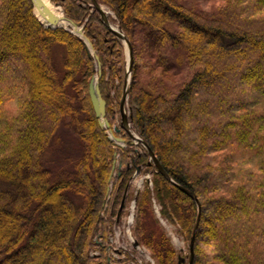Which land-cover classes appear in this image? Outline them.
I'll list each match as a JSON object with an SVG mask.
<instances>
[{
    "label": "trees",
    "instance_id": "obj_1",
    "mask_svg": "<svg viewBox=\"0 0 264 264\" xmlns=\"http://www.w3.org/2000/svg\"><path fill=\"white\" fill-rule=\"evenodd\" d=\"M94 1L130 45V130L171 183L123 130L121 148L98 126L83 40L44 27L30 0H0V104L18 109L0 114V264H109L107 238L137 168L151 186L134 197L131 236L153 264L178 255L153 203L177 237L192 233L195 203L175 185L199 205L191 264H264V0ZM37 2L54 26L82 27L104 119L119 124L121 41L91 0Z\"/></svg>",
    "mask_w": 264,
    "mask_h": 264
},
{
    "label": "water",
    "instance_id": "obj_2",
    "mask_svg": "<svg viewBox=\"0 0 264 264\" xmlns=\"http://www.w3.org/2000/svg\"><path fill=\"white\" fill-rule=\"evenodd\" d=\"M30 2H31V5H32V10L36 9L37 14L39 15V17H41L45 21L46 24L41 22L37 18V16H35L34 13H33V15L36 17V19L44 27H51V28L61 27L64 30L68 31L69 28H66V27H63V26H58V25L53 26L54 20L52 18V15L49 13V11L44 9V8H42L37 1L30 0ZM91 2H92V5H93V8L98 13L99 18H100L102 24L104 25V27L107 30H109L113 35H115V37H117L123 43L124 49H125V55H126L125 80H124V85H123V89H122L120 98L118 100V115H119V121H120L119 128L121 130H123L127 134L128 138L131 141H133L135 144H139L145 150V153L147 155L146 165L151 166L154 169V172L156 174L161 175L166 181L171 183V180L166 175V173L163 171V169L161 168V166L159 165V163L155 159V157L152 154V152L130 130V126H129V124L127 122V119H126V113H125L124 108H125V102H126V99H127L128 81H129V74H130V67H131V49H130L129 42L126 40V38L122 34V32L120 31L119 27H116L115 29L113 27H111V25L107 21V13L99 5H97L94 0H91ZM65 20L71 26H74L76 29H78L77 33H73L70 30H69V32L72 33L74 36H77V37H79V38H81L83 40V43H84L85 48H86V51L88 52L89 48H91V45L86 39L82 38V27H79L78 25L74 24L73 22H71L67 18H65ZM93 59L95 60L96 66L98 67V70L96 71V76H92L90 78L89 82H88V88H87L88 98H89V102H90V105L92 107L93 113H94L95 117L98 119V126L108 130V124H107V122L104 119V107H105V104H104L103 100L101 99L99 91H98V88H97V79L100 76V65H99V62L97 61L96 57H93ZM112 131L114 133H118L119 129L112 128ZM108 139L112 140L115 145L121 147V145L118 144V143L122 142L120 139H118V138H110V137H108ZM137 171H138V168L136 169V172ZM173 185H175V184H173ZM175 187L180 192L185 194L187 197L192 199L194 201V203H195V206H196V218H195V221H194V224H193L192 233H191V235L189 237V240H188V243H187V258H186V262H185L184 258H181L179 255H177V260H176V264H191L192 263V257H193V240H194L195 231L197 229L198 217H199V205H198V202H197V200L195 199V197H194V195L192 193H190L189 191H187V190H185V189H183V188H181V187H179L177 185H175ZM124 195H125V191H124V194H123V196L121 198L120 204H119L117 212H116V221H118L120 212H121L123 204H124ZM136 246H137V243L135 241H133L132 247L135 248Z\"/></svg>",
    "mask_w": 264,
    "mask_h": 264
},
{
    "label": "rangeland",
    "instance_id": "obj_3",
    "mask_svg": "<svg viewBox=\"0 0 264 264\" xmlns=\"http://www.w3.org/2000/svg\"><path fill=\"white\" fill-rule=\"evenodd\" d=\"M34 1H37V0H34ZM51 4L54 5L53 3H51ZM55 7H57V8L60 9V7H58V6H55ZM101 8L107 13V15L108 14L111 15V13L109 11H107L105 8H103V7H101ZM65 27L66 28H69L68 31L70 30L73 33H77L78 32V29H76L73 26L72 27L71 26H69V27L68 26H65ZM111 27H113L115 29L117 26L116 25H111ZM49 28H51V27H49ZM122 45H123V43H122ZM123 49H124V45H123ZM88 52H89V54H91V56L95 57L94 54H93L92 48H89ZM123 52H124V57H125V62H126L125 49L123 50ZM93 69H95L94 70L95 71V75L94 76H96V71L98 70V67L96 66L95 60L93 61ZM117 116L119 117V115H117ZM116 118L117 117L115 116V120H116ZM119 123H120V121H119ZM112 128L120 129L118 122L115 121L114 124L111 126V128L106 131V134L108 135V137L120 139V137H118V136L115 135L117 133H114L112 131ZM120 140L122 142L121 143H118V144L121 145V148H123L125 146L124 141L122 139H120ZM131 143H132L133 146L139 145V144H135L133 141H131ZM114 167L117 168V169L119 167V163H118V160H117V156H115ZM150 178H151L150 173L139 174V168H138V171L137 172L135 171L133 173V175L131 176V179L129 181V184H130V186H129V194L131 195V200L127 203V205H126V207H125V209H124V211L122 213L120 223L117 226L113 227V235L110 236V237L108 236V238H107L108 239V242H111L112 243L111 249H113L112 252H114V254H117L116 253L117 250L118 251H121V246L122 245H127V246H125V248L128 249L129 244H128V237L126 236V233H125V229L126 228H125V225H124V221L127 218V215H128V212H129L130 202L132 200H133V202H135L134 201V197L136 196V194H137L138 191H141L142 190L143 183L146 182V183H148V186L149 187L151 186V184H150ZM152 211H153V214H154V218L158 220L159 226L162 228V230L165 232V234L169 237L172 246L177 251L178 255L181 258H184V260L186 262V258H187V243L185 241H183L181 238H179V237L176 236L175 230H174V228L171 225L167 224L166 222H164L162 219L159 218L158 207L154 203L152 204ZM133 218H134V215H133ZM132 226H133V222H132L131 228H132ZM131 228H130V233H129L130 235H131ZM130 237H132V236H130ZM140 248L143 250V253L142 254H138V253H136V254H134V253H125V255L128 254L130 256L131 260H133L131 262H134V260H136V261H140L141 264H147L146 263L147 262L146 261V259H147L146 257H149L148 252L144 248H142V247H140ZM121 253H122V251H121ZM118 258L121 259L119 256H118Z\"/></svg>",
    "mask_w": 264,
    "mask_h": 264
},
{
    "label": "built area",
    "instance_id": "obj_4",
    "mask_svg": "<svg viewBox=\"0 0 264 264\" xmlns=\"http://www.w3.org/2000/svg\"><path fill=\"white\" fill-rule=\"evenodd\" d=\"M134 210H135V205H134V202L132 200L130 202V205H129V212H128L127 218L124 221V225H125V228H126L125 229V233H126V236L128 237V244H129L128 249L125 248V246H127V245H122L121 246L122 253H121V251L117 250L116 251L117 254H114V252H112L113 249H111L112 243L109 242V245L107 247V256H108L109 264H134V263L141 264L140 261H136V260H134V262L123 263V259H124L125 253H128L129 250L133 251L135 254L136 253H138V254H142L143 253V250L139 246H136L135 248L132 247L133 238L130 237L131 235L129 234L130 233V228H131V225H132V222H133ZM95 254H96V252L90 253L91 256H94ZM118 256L121 259H119ZM146 258H147L146 259V261H147L146 263L147 264H153V262L151 261V259L149 257H146Z\"/></svg>",
    "mask_w": 264,
    "mask_h": 264
},
{
    "label": "clouds",
    "instance_id": "obj_5",
    "mask_svg": "<svg viewBox=\"0 0 264 264\" xmlns=\"http://www.w3.org/2000/svg\"><path fill=\"white\" fill-rule=\"evenodd\" d=\"M5 111H8L13 117L18 114V109L14 103L7 105L0 104V114H3Z\"/></svg>",
    "mask_w": 264,
    "mask_h": 264
}]
</instances>
